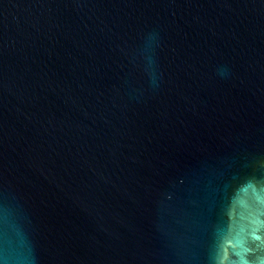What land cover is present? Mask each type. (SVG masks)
I'll return each mask as SVG.
<instances>
[{
    "label": "water",
    "instance_id": "95a60500",
    "mask_svg": "<svg viewBox=\"0 0 264 264\" xmlns=\"http://www.w3.org/2000/svg\"><path fill=\"white\" fill-rule=\"evenodd\" d=\"M0 264H264V0H0Z\"/></svg>",
    "mask_w": 264,
    "mask_h": 264
}]
</instances>
